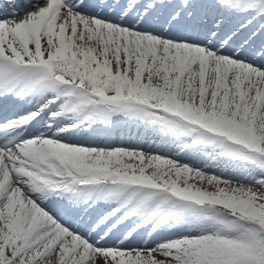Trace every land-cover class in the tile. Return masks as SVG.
Listing matches in <instances>:
<instances>
[{
  "label": "snow or ice",
  "instance_id": "6c2138e0",
  "mask_svg": "<svg viewBox=\"0 0 264 264\" xmlns=\"http://www.w3.org/2000/svg\"><path fill=\"white\" fill-rule=\"evenodd\" d=\"M9 5L0 264H264V0ZM121 117L231 178L82 139Z\"/></svg>",
  "mask_w": 264,
  "mask_h": 264
},
{
  "label": "rangeland",
  "instance_id": "374dc122",
  "mask_svg": "<svg viewBox=\"0 0 264 264\" xmlns=\"http://www.w3.org/2000/svg\"><path fill=\"white\" fill-rule=\"evenodd\" d=\"M143 151V150H142ZM145 152H151V153H154V154H162V153H160V152H154V151H145ZM162 155H165V154H162ZM165 156H168V157H170V158H173L171 155H165ZM185 162V161H184ZM210 166V165H209ZM209 166H207L206 168H205V170L206 171H208L209 172V174H219V173H221V172H223V173H225L226 174V178H231V169H230V167L229 166H226V167H224V168H215V167H212L211 168V166L209 167ZM198 167V166H197ZM201 168V167H200ZM208 168H210V170H208ZM203 169H204V167H203ZM213 170V171H212ZM152 246V245H151Z\"/></svg>",
  "mask_w": 264,
  "mask_h": 264
},
{
  "label": "bare ground",
  "instance_id": "6f19581e",
  "mask_svg": "<svg viewBox=\"0 0 264 264\" xmlns=\"http://www.w3.org/2000/svg\"><path fill=\"white\" fill-rule=\"evenodd\" d=\"M138 123V122H137ZM138 130H139V133H141V134H144V133H151L152 132V130L150 129V128H147V127H145L144 125H142V124H140V123H138ZM124 129V128H123ZM135 129V128H134ZM133 129V130H134ZM131 131V133H130V131L128 130V129H125V133L129 136V134H132L134 137H136V136H138L137 135V133L135 132V131ZM157 134L158 135V133L157 132H155V131H153V135L154 134ZM87 142V141H86ZM130 143H134L135 141H129ZM88 143H90V142H88ZM126 147H134L133 145H127Z\"/></svg>",
  "mask_w": 264,
  "mask_h": 264
}]
</instances>
